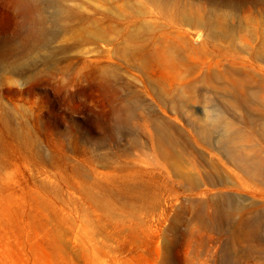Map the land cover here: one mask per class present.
I'll return each mask as SVG.
<instances>
[{"label":"rangeland","instance_id":"obj_1","mask_svg":"<svg viewBox=\"0 0 264 264\" xmlns=\"http://www.w3.org/2000/svg\"><path fill=\"white\" fill-rule=\"evenodd\" d=\"M63 1L38 0L32 30L0 0V264H264V179L197 131L220 111L264 156V0ZM156 121L183 172L156 148ZM219 195L238 210L203 224ZM254 214L258 233L231 236Z\"/></svg>","mask_w":264,"mask_h":264},{"label":"bare ground","instance_id":"obj_2","mask_svg":"<svg viewBox=\"0 0 264 264\" xmlns=\"http://www.w3.org/2000/svg\"><path fill=\"white\" fill-rule=\"evenodd\" d=\"M153 1H155L154 3L160 5H164L166 2V0ZM63 2V0H48V3L52 6H59ZM10 4L12 6L18 7L22 12L26 13L27 19L31 24L30 26L32 30H37L43 27L45 17L41 13L42 8H40L41 6L38 0H10ZM250 13L252 12H245L243 16L248 18ZM195 22L200 23V19H196ZM209 26H211L213 32L216 34L222 36H227L231 34L230 29L226 28L224 25H213L210 23ZM87 35L91 38H99L100 28L94 27L93 31L88 32ZM129 36L131 38H135L137 37V33L135 32ZM167 43L168 42L165 43V47L163 49H161L160 46V54H163L167 50ZM138 52L139 51L137 48H135V50L130 51L131 55L134 56H136ZM252 54L264 58V37L262 39V43L259 49L253 51ZM150 55H153L152 51L150 52ZM154 128L158 135L157 141L155 142L156 148L160 149L159 147H161L162 145V154L164 153V155H167V157L171 160V164L174 168H176L177 171H182V156L186 155H184L181 150L176 149V139L172 136L169 128L167 127V125L163 124L160 121L155 122ZM261 129L264 131V123L262 124ZM197 131L201 135L199 136L205 142H211L218 149V151L226 158V160L232 165H234L239 170L254 179H264V156L259 152L256 147H254V145L244 141L245 139H247L246 133L239 127L235 126V123L231 118L226 117L220 111H215L210 114L206 112L203 121H201L197 125ZM173 167L172 169L174 171ZM210 167L211 169L214 168V166L212 165H210ZM184 177L186 181L189 182L190 186L195 187L199 185V180L202 177V174L198 170H196V173H190L189 171H187ZM206 180L210 182V178L209 180ZM216 180H218V182L222 184L228 181L225 178H217ZM138 196L149 198L146 192H142L138 194ZM151 199L154 200L155 197H152ZM212 201V212L210 211L209 213H204L203 210L197 211V213L201 216L204 222L203 224H206L208 226L214 227L219 222L225 223L226 220H229V218L232 217V213H234L235 210H238L236 206L227 202V197L225 195L213 197ZM206 214L207 216H205ZM261 221V214H254L252 216L244 217L242 221H233V227L231 230H229L231 232V236L235 235L236 228L239 227V223L243 224L249 232L255 235L260 230V226L262 224Z\"/></svg>","mask_w":264,"mask_h":264}]
</instances>
